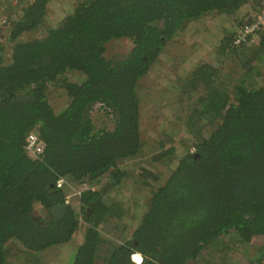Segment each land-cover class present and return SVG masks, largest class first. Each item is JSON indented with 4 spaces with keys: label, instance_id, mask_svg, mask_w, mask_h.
<instances>
[{
    "label": "trees",
    "instance_id": "trees-1",
    "mask_svg": "<svg viewBox=\"0 0 264 264\" xmlns=\"http://www.w3.org/2000/svg\"><path fill=\"white\" fill-rule=\"evenodd\" d=\"M51 2L18 0L12 5L21 6V15L14 20L8 13L3 26L10 28L0 27V264H8L10 242L30 254L68 242L80 217L83 237L71 264H185L191 257L208 264L203 250L227 235L264 250V76L249 56L264 50V33L256 52L233 44L247 19V0H76L57 23L49 21ZM189 26L198 42L232 63L222 71L198 62L175 77L186 100L202 86L187 103L185 121L210 117L211 131L195 138L194 151L187 147L174 158L148 202L133 205L130 235L121 242L100 230L119 217L118 205L103 198L108 185L81 193L78 209L70 203L63 216H52L49 208L64 203L57 178L97 184L102 175L90 176L106 167L111 188L124 180L122 164L142 146L139 81ZM40 28L41 37L31 35ZM122 38L130 50L107 57L106 44ZM234 73L241 78L232 84ZM254 75L260 80L246 82ZM50 88L64 91L59 109ZM97 104L111 115V129L93 123ZM34 130L44 143L35 159L24 148ZM163 153H175L174 147ZM254 256L248 264H264V251Z\"/></svg>",
    "mask_w": 264,
    "mask_h": 264
},
{
    "label": "rangeland",
    "instance_id": "rangeland-1",
    "mask_svg": "<svg viewBox=\"0 0 264 264\" xmlns=\"http://www.w3.org/2000/svg\"><path fill=\"white\" fill-rule=\"evenodd\" d=\"M1 1V5L3 4V8L0 9L1 16L5 17L8 13H11L12 18L15 20L21 15V6L15 7L12 5L13 2L10 4L9 0ZM75 1L52 0L49 11L54 17H49V21L57 23V20L65 15V12L71 8ZM260 2L264 3V0ZM247 4L250 5V8L246 10V18L249 19L250 14L255 13L260 5L254 6L252 0H247ZM247 4L243 7L244 10ZM9 28L10 25H4L1 31L5 33ZM31 35L41 37L43 29L40 28ZM29 36L30 34L23 37L29 38ZM260 36L258 34L254 41L246 44V47L250 48L252 52H256L253 49L257 48L260 43L258 41ZM197 38L198 36L192 27L185 32H180L174 40L169 42L165 51L149 67L148 73L139 81L137 90L140 98L141 149L138 154L122 164L121 167L126 169L127 175L119 185L111 188L108 185L110 181L106 172L102 174L100 182L96 184L99 187L108 185L103 198L108 203L117 204L119 210V217L110 218L109 221L100 226L106 240L116 239V242L119 243L124 238L129 237L130 215L135 207L133 205L148 202L151 194L150 190L167 178L168 172L173 166L174 158L184 153L187 147L189 152L194 151L192 142L195 138L200 135H207L211 131L210 117L198 119L195 123L185 121L187 113L190 111L188 104L197 100L196 96L202 93V86H198L191 100H186V95L181 89L182 86H177L181 82L174 83L175 77L177 74L188 75L193 70V65L198 62H208L212 66L223 69L222 71L230 68L232 63L230 59L224 58L227 61L226 63L224 59H221V54L214 52V47L209 46L210 44L205 41V44L198 42ZM131 46V42L126 38L112 40L106 44L105 55L107 57L121 56L126 54ZM3 54L7 58L9 55L8 49ZM249 56L252 57L253 64L264 76V50L256 53V57L251 54ZM72 77L73 79H79V75H72ZM233 77L232 84L236 78H241V75L238 77L234 73ZM260 78L254 75L246 82L258 81ZM49 99L55 109L61 108L65 103L63 89L50 88ZM180 99L185 102L180 101ZM179 103L182 105L181 107H178ZM183 103L188 104L183 105ZM90 115L96 127L112 128L111 115L106 114L99 104L92 108ZM199 127L200 130H198ZM37 128H40V126H37ZM173 138L174 140H172ZM181 138L183 141H180ZM164 141L165 144L162 146L161 143ZM171 147H174L175 153L164 156L165 153L163 152ZM155 176L158 180L154 179ZM71 199V204L78 209V197L75 196ZM35 208L38 212L40 211V214L45 215L41 206L36 204ZM80 221L79 231L71 240L61 245L51 246L38 253L30 254L24 251L18 243H8L6 245L8 264H71L77 249V243L83 237L84 221L81 217ZM226 247L229 248L227 250L230 252L229 254H226ZM263 251H258L252 245L241 243L235 235H227L207 246L202 254L206 262L209 261L208 264H215V262L217 264H248L250 259H254V255H262ZM200 260L202 259L196 261V264H200Z\"/></svg>",
    "mask_w": 264,
    "mask_h": 264
},
{
    "label": "built area",
    "instance_id": "built-area-1",
    "mask_svg": "<svg viewBox=\"0 0 264 264\" xmlns=\"http://www.w3.org/2000/svg\"><path fill=\"white\" fill-rule=\"evenodd\" d=\"M10 3L17 2V0H9ZM27 1V0H25ZM29 1V0H28ZM2 1L0 0V9L3 8ZM264 3L259 7V9L251 15L250 20L243 22L234 36L233 44L241 45L243 43L249 44L258 37L260 32L264 31ZM5 19L0 15V27L3 26ZM41 128V127H40ZM26 153L31 158H38L39 155L43 152L44 143L39 137V134L36 130L29 132L25 138L24 145ZM56 187L61 189L64 192V203L66 205L72 202V197L75 198L81 195V193L90 190L94 191L98 188L96 184H91L87 181L73 182L65 177H59L56 179Z\"/></svg>",
    "mask_w": 264,
    "mask_h": 264
},
{
    "label": "water",
    "instance_id": "water-1",
    "mask_svg": "<svg viewBox=\"0 0 264 264\" xmlns=\"http://www.w3.org/2000/svg\"><path fill=\"white\" fill-rule=\"evenodd\" d=\"M106 172V167L104 168H101L99 169V171H97L96 173H94L92 176H90L91 179H94L96 177H99L101 176L103 173ZM109 185V184H108ZM107 186V185H106ZM105 186V187H106ZM67 210V206L64 204V203H58L56 204L55 206H52L51 208H49V213L52 215V216H63L64 213L66 212ZM131 239V237H130ZM185 264H196V260L194 258H189Z\"/></svg>",
    "mask_w": 264,
    "mask_h": 264
},
{
    "label": "clouds",
    "instance_id": "clouds-1",
    "mask_svg": "<svg viewBox=\"0 0 264 264\" xmlns=\"http://www.w3.org/2000/svg\"><path fill=\"white\" fill-rule=\"evenodd\" d=\"M65 204V203H64ZM66 205V204H65Z\"/></svg>",
    "mask_w": 264,
    "mask_h": 264
},
{
    "label": "flooded vegetation",
    "instance_id": "flooded-vegetation-1",
    "mask_svg": "<svg viewBox=\"0 0 264 264\" xmlns=\"http://www.w3.org/2000/svg\"><path fill=\"white\" fill-rule=\"evenodd\" d=\"M38 126V125H37Z\"/></svg>",
    "mask_w": 264,
    "mask_h": 264
}]
</instances>
